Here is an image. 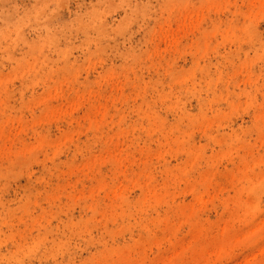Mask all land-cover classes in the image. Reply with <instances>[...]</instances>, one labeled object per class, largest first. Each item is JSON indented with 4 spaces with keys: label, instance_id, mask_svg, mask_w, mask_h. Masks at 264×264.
Wrapping results in <instances>:
<instances>
[{
    "label": "rangeland",
    "instance_id": "obj_1",
    "mask_svg": "<svg viewBox=\"0 0 264 264\" xmlns=\"http://www.w3.org/2000/svg\"><path fill=\"white\" fill-rule=\"evenodd\" d=\"M0 264H264V0H0Z\"/></svg>",
    "mask_w": 264,
    "mask_h": 264
}]
</instances>
